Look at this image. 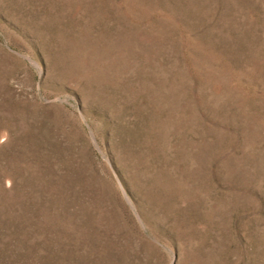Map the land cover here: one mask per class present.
I'll return each instance as SVG.
<instances>
[{
	"label": "rangeland",
	"instance_id": "1",
	"mask_svg": "<svg viewBox=\"0 0 264 264\" xmlns=\"http://www.w3.org/2000/svg\"><path fill=\"white\" fill-rule=\"evenodd\" d=\"M0 264H264V0H0Z\"/></svg>",
	"mask_w": 264,
	"mask_h": 264
}]
</instances>
